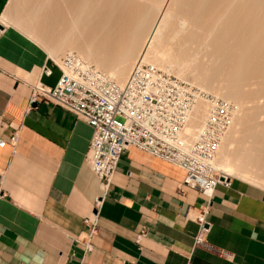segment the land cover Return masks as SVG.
Instances as JSON below:
<instances>
[{"label": "crops", "instance_id": "0c3cea01", "mask_svg": "<svg viewBox=\"0 0 264 264\" xmlns=\"http://www.w3.org/2000/svg\"><path fill=\"white\" fill-rule=\"evenodd\" d=\"M10 3L0 0V15ZM0 26V138L19 134L16 147H0V264H264L263 190L229 177L207 197L183 185L185 170L136 147L103 187L87 163L93 128L31 103L38 83L57 85V60ZM94 214L86 251L77 238ZM199 218L207 232L198 245Z\"/></svg>", "mask_w": 264, "mask_h": 264}, {"label": "bare ground", "instance_id": "6f19581e", "mask_svg": "<svg viewBox=\"0 0 264 264\" xmlns=\"http://www.w3.org/2000/svg\"><path fill=\"white\" fill-rule=\"evenodd\" d=\"M0 24L57 60L77 54L120 86L142 59L232 103L214 167L264 188V0H12ZM209 106L195 105L187 142L202 132Z\"/></svg>", "mask_w": 264, "mask_h": 264}, {"label": "built area", "instance_id": "2783aa9c", "mask_svg": "<svg viewBox=\"0 0 264 264\" xmlns=\"http://www.w3.org/2000/svg\"><path fill=\"white\" fill-rule=\"evenodd\" d=\"M55 64L62 72L57 85L38 83L31 103L53 104L93 128L87 163L103 187L110 185L121 157L130 147L182 168L186 172L183 185L207 197H212L219 185H229L226 177L221 181L214 160L233 118L232 103L142 59L123 86L93 65L84 64L75 53L63 58L62 64ZM199 101L209 103V114L198 138L187 142L184 131ZM18 140L19 134L15 132L8 141L0 138V147H16ZM199 222L198 245L204 242L207 232L204 218H199ZM85 224L89 232L77 240L85 243L86 251H91V240L98 229L97 216L85 219Z\"/></svg>", "mask_w": 264, "mask_h": 264}, {"label": "rangeland", "instance_id": "374dc122", "mask_svg": "<svg viewBox=\"0 0 264 264\" xmlns=\"http://www.w3.org/2000/svg\"><path fill=\"white\" fill-rule=\"evenodd\" d=\"M12 1V0H11ZM15 2H16V0H15ZM36 41V40H35ZM47 51H48V48H47V46H45V44H43V43H41V42H39ZM69 53V51L68 50H65V51H63V52H61L60 54H59V56H58V62H60L67 54ZM60 60V61H59ZM173 75V74H172ZM174 76H176V75H174ZM188 82H190V80L188 81ZM232 179H234L233 177H231ZM236 180V179H235ZM252 184V183H251ZM254 186H256V187H258V188H260L261 190H263L264 191V188L263 187H261V186H258V185H256V184H253Z\"/></svg>", "mask_w": 264, "mask_h": 264}, {"label": "water", "instance_id": "95a60500", "mask_svg": "<svg viewBox=\"0 0 264 264\" xmlns=\"http://www.w3.org/2000/svg\"><path fill=\"white\" fill-rule=\"evenodd\" d=\"M0 28H1V27H0ZM224 179H225L224 177H221V181H224Z\"/></svg>", "mask_w": 264, "mask_h": 264}]
</instances>
